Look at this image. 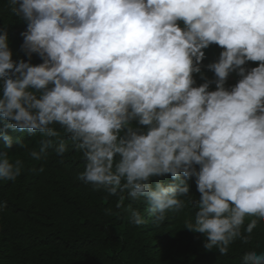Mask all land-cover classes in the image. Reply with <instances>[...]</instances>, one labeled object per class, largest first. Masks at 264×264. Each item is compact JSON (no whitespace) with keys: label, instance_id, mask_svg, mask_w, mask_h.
I'll use <instances>...</instances> for the list:
<instances>
[{"label":"clouds","instance_id":"9594fccd","mask_svg":"<svg viewBox=\"0 0 264 264\" xmlns=\"http://www.w3.org/2000/svg\"><path fill=\"white\" fill-rule=\"evenodd\" d=\"M5 7L27 22L22 50L43 61H13L0 30V122L40 133L38 150L20 146L31 161L46 159L54 144L61 158L73 148L84 160L80 180L121 202L143 200L153 226L190 204L184 228L203 234L206 250L226 255L236 241L250 242L264 222V0H7ZM211 44L223 49L206 66L215 80L194 86ZM248 61L259 63L249 70ZM233 72L240 79L225 88ZM25 166L0 153V180L15 182ZM165 174L174 183L153 187ZM193 177L198 200L189 194ZM127 212L132 224L147 222L141 210ZM239 264H264V251L245 252Z\"/></svg>","mask_w":264,"mask_h":264},{"label":"trees","instance_id":"16d2710c","mask_svg":"<svg viewBox=\"0 0 264 264\" xmlns=\"http://www.w3.org/2000/svg\"><path fill=\"white\" fill-rule=\"evenodd\" d=\"M6 2L0 0V30L7 32L11 59L39 65L43 61L38 54L29 57L21 48V33L27 22L13 16ZM178 23L183 27L182 22ZM222 50L216 44L203 50L201 72L193 74L194 86L215 80L206 66L215 62ZM258 63L248 61L244 67L250 70ZM239 79L235 72L230 73L225 88H231ZM213 90L215 84L210 83L209 91ZM53 127L62 132L58 124ZM133 127L147 126L133 121ZM39 136L38 132L7 129L0 122V153L23 159L26 165L15 182L0 180V201L7 202V207L0 209V264H239L245 252L264 251V222L258 223L249 243L236 241L226 255L215 248L206 250V237L184 228L185 221L194 216L190 204L179 213H168L161 225L153 226L147 221L150 213L143 200L121 202L116 196L93 191L91 185L80 180L84 160L75 149L70 148L61 158L53 151L57 146L54 144L47 149L46 159L31 161L20 146L27 144L29 149L38 150ZM61 139L66 137L62 135ZM33 166L43 167L44 171H29ZM195 167L198 170L199 166ZM150 182L153 187L157 182L174 183L169 174L153 177ZM187 183L189 194L198 200L195 177ZM117 203L122 206L117 208ZM129 205L141 210L145 224L130 222Z\"/></svg>","mask_w":264,"mask_h":264}]
</instances>
